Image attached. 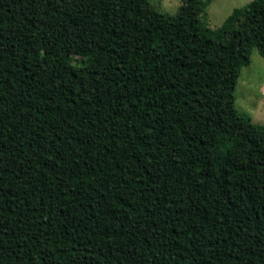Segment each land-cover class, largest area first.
Listing matches in <instances>:
<instances>
[{
    "label": "trees",
    "instance_id": "trees-1",
    "mask_svg": "<svg viewBox=\"0 0 264 264\" xmlns=\"http://www.w3.org/2000/svg\"><path fill=\"white\" fill-rule=\"evenodd\" d=\"M209 3L0 0V264H264V0Z\"/></svg>",
    "mask_w": 264,
    "mask_h": 264
},
{
    "label": "rangeland",
    "instance_id": "rangeland-1",
    "mask_svg": "<svg viewBox=\"0 0 264 264\" xmlns=\"http://www.w3.org/2000/svg\"><path fill=\"white\" fill-rule=\"evenodd\" d=\"M162 13L174 14L181 0H151ZM250 0H210L201 13V20L211 28L219 27L233 8ZM249 62L242 66L235 85V107L250 114L253 122L264 125V60L252 48Z\"/></svg>",
    "mask_w": 264,
    "mask_h": 264
}]
</instances>
